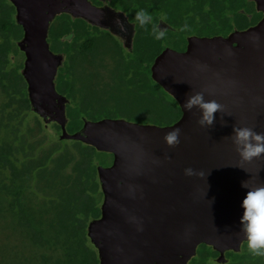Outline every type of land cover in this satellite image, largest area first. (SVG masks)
Listing matches in <instances>:
<instances>
[{"label":"water","instance_id":"water-1","mask_svg":"<svg viewBox=\"0 0 264 264\" xmlns=\"http://www.w3.org/2000/svg\"><path fill=\"white\" fill-rule=\"evenodd\" d=\"M251 1L262 14L255 25L227 36H191L185 52L167 49L158 56L153 74L179 103L178 122L147 129L102 120L70 133L66 100L54 88L60 62L47 42L65 0H13L25 31L20 47L27 54L23 76L33 111L59 124L62 140L114 156L111 166L97 168L104 199L101 216L87 228L99 264H190L201 245L218 253V264H227L228 252L242 251L241 202L264 183V156L243 162L241 169L232 141L234 127L264 132V0ZM197 92L222 106L210 127L198 123V107L183 108ZM174 128L180 129V142L169 147L164 136ZM186 168L194 174L185 175Z\"/></svg>","mask_w":264,"mask_h":264},{"label":"flooded vegetation","instance_id":"flooded-vegetation-1","mask_svg":"<svg viewBox=\"0 0 264 264\" xmlns=\"http://www.w3.org/2000/svg\"><path fill=\"white\" fill-rule=\"evenodd\" d=\"M245 1L241 12L252 21L253 9L248 7L252 1ZM190 6L191 0H65L64 9L50 24L47 42L60 62L54 88L66 100L68 132H79L86 122L102 120L147 129L168 127L180 120L182 109L158 83L153 66L167 49L185 52L191 36H215L202 34V26L191 27ZM140 9L151 17L143 26L135 19ZM17 10L13 0H0V104L12 112L30 111L43 127L59 128L61 138V126L46 122L32 109L30 84L23 76L27 54L20 47L25 31L17 23ZM157 25L165 33L159 40L153 33ZM105 154L109 160L103 166L109 167L114 156Z\"/></svg>","mask_w":264,"mask_h":264},{"label":"trees","instance_id":"trees-1","mask_svg":"<svg viewBox=\"0 0 264 264\" xmlns=\"http://www.w3.org/2000/svg\"><path fill=\"white\" fill-rule=\"evenodd\" d=\"M245 2L191 0L190 25L202 26L205 35L224 36L234 28L254 25L261 14L255 11L250 21L241 12ZM0 105V218H9L22 236L19 240L28 246L27 252L1 258L5 264H99L87 228L101 215L97 168L108 162L100 155H109L80 142L62 146L60 136L51 137V143L45 134L49 128L30 111L12 112ZM217 256L212 247L201 245L190 264H218ZM227 258V264H259L246 243L240 253L229 252Z\"/></svg>","mask_w":264,"mask_h":264},{"label":"clouds","instance_id":"clouds-1","mask_svg":"<svg viewBox=\"0 0 264 264\" xmlns=\"http://www.w3.org/2000/svg\"><path fill=\"white\" fill-rule=\"evenodd\" d=\"M135 19L143 26L150 22L151 17L143 9H140L136 11ZM153 33L157 40L162 39L165 34L164 30L158 28V25L154 26ZM193 107H198L201 111L198 123L208 127L214 122V113L222 109V106L215 100L206 101L201 92L189 96L183 105L184 110L187 111H191ZM179 136L180 129L174 128L165 134L164 141L169 147H172L179 144ZM232 141L242 162L238 166L241 169H243V162H250L254 158L260 159L264 156V132H257L251 127H234ZM184 172L188 176L194 174L192 168H186ZM241 187L248 188V183L242 181ZM241 207L244 211L240 217V224L245 233L247 249L254 256L264 257V183H259L246 192Z\"/></svg>","mask_w":264,"mask_h":264},{"label":"rangeland","instance_id":"rangeland-1","mask_svg":"<svg viewBox=\"0 0 264 264\" xmlns=\"http://www.w3.org/2000/svg\"><path fill=\"white\" fill-rule=\"evenodd\" d=\"M248 7L250 9H253V14L254 15L256 8L255 5H253L252 3H248ZM249 11V10H248ZM238 30V29H237ZM46 135H49L50 138L48 141H50L52 143V139H59L57 132L55 129H53L52 127H50V129L46 130L45 132ZM52 137V139H51ZM60 142V140H57ZM62 146H68L70 147H75L76 146V142L71 141V140H62ZM109 157V156H108ZM105 155H100V160L104 159V161H108L109 158ZM67 173H70V169H68L66 171ZM19 238H22L21 234L19 231H15L12 229V222L9 218H0V247L2 248V246L7 247V250H3L0 252V264H5L4 259L5 258H1V256L3 255H9L10 256L15 252V251H19L21 252H27V247L24 243H22ZM216 262V259H215ZM258 262L259 264H264V257L262 256H258ZM217 263V262H216Z\"/></svg>","mask_w":264,"mask_h":264}]
</instances>
